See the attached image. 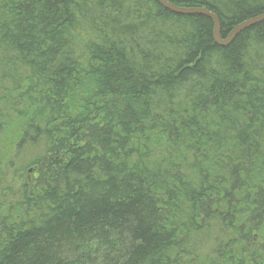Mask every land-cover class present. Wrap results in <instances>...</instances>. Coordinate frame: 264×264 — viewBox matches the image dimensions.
<instances>
[{
	"label": "trees",
	"instance_id": "1",
	"mask_svg": "<svg viewBox=\"0 0 264 264\" xmlns=\"http://www.w3.org/2000/svg\"><path fill=\"white\" fill-rule=\"evenodd\" d=\"M0 264H264V20L0 0Z\"/></svg>",
	"mask_w": 264,
	"mask_h": 264
},
{
	"label": "water",
	"instance_id": "2",
	"mask_svg": "<svg viewBox=\"0 0 264 264\" xmlns=\"http://www.w3.org/2000/svg\"><path fill=\"white\" fill-rule=\"evenodd\" d=\"M155 1L158 4H160L162 7H164L165 9H167L173 13H177V14H181V15L199 14V15H204V16L208 17L213 23V40L219 46L228 45L235 38V36L238 33L243 31L244 29H246L252 25H255V24L261 22L262 20H264V11H263L259 15L254 16L252 18H249L247 20H244L243 22L237 24L229 32V34L225 38H222L221 33H220V20H219V18L216 14L209 11L207 8H204V7H181V6L175 5V4H173L167 0H155Z\"/></svg>",
	"mask_w": 264,
	"mask_h": 264
},
{
	"label": "bare ground",
	"instance_id": "3",
	"mask_svg": "<svg viewBox=\"0 0 264 264\" xmlns=\"http://www.w3.org/2000/svg\"><path fill=\"white\" fill-rule=\"evenodd\" d=\"M205 8V7H204ZM210 11V10H209ZM219 18V17H218ZM243 22V21H242ZM241 23V22H240ZM221 28V27H220ZM16 136V135H15Z\"/></svg>",
	"mask_w": 264,
	"mask_h": 264
}]
</instances>
